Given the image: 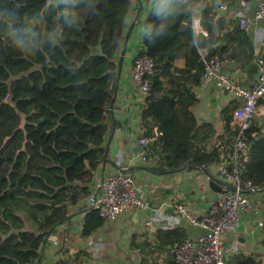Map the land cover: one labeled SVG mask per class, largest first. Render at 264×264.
Masks as SVG:
<instances>
[{"label": "trees", "instance_id": "1", "mask_svg": "<svg viewBox=\"0 0 264 264\" xmlns=\"http://www.w3.org/2000/svg\"><path fill=\"white\" fill-rule=\"evenodd\" d=\"M202 1H159L145 22L138 56L150 57L155 68L143 137L151 140L156 175L219 163L220 152L205 150L213 129L199 126L193 110L203 58L248 60L254 51L248 33L239 25L230 31L215 6L201 10L208 36L196 34ZM130 10L131 0H0V264H42L49 238L71 219L69 203L88 194L80 183L106 161L116 60ZM178 58L184 68L175 66ZM231 107L223 112L234 136ZM245 138L250 158L242 179L264 192V123L254 120ZM104 223L89 211L83 238ZM160 235L171 250L187 240L183 229Z\"/></svg>", "mask_w": 264, "mask_h": 264}, {"label": "crops", "instance_id": "2", "mask_svg": "<svg viewBox=\"0 0 264 264\" xmlns=\"http://www.w3.org/2000/svg\"><path fill=\"white\" fill-rule=\"evenodd\" d=\"M158 2L131 0L126 27L128 39L125 38L117 55L118 78L107 121L104 147L108 149V156L93 172L90 181L80 183L81 187L88 189V194L75 204L69 203L71 219L49 238L42 264H56L61 260H69L71 264H176L169 239L160 232H181L183 229L187 239L195 238L200 233L199 229L180 216L178 206L184 205L194 217L202 216L208 212L212 202L223 198L229 191L223 185L220 189H213L209 173L219 179V170L231 165L232 154L228 151L234 145L236 135L231 136V129L226 128L223 110L230 106L232 109L238 108L242 100L215 83L202 80L194 88L198 102L193 110L199 126L207 125L213 129L205 150L220 152L222 157L219 163L202 172L185 168L174 174L156 175L151 171L156 166V160L149 155L148 163H143L139 157V141L145 134L142 113L150 98L139 91L132 71L142 46L145 22ZM223 3L228 6L225 12L219 11ZM205 6H215L216 17H224L232 31L238 25V14L245 12L251 16L257 2L250 0L244 5L242 0H206L199 3L196 6L194 30L196 34L207 37L208 33L201 25V10ZM247 33L254 48L251 59H231L223 66V72L235 85L249 89L259 77L258 59L264 57V21L254 24ZM174 64L177 68H184L185 59L178 58ZM254 120L258 124L264 123L263 104L251 123ZM230 127L233 131L237 128L234 114ZM225 153H228L227 157H224ZM249 158L248 150L245 161L248 162ZM118 173L132 176L137 189L148 198L152 208L165 204L166 209L154 218L150 212L134 210L114 221L105 220L98 230L84 239L82 234L86 217L89 211L97 212L90 208V196L99 182ZM220 183L226 184L223 181ZM245 192L250 198L251 209L241 214L235 231L225 240L226 247L232 249L226 264H264V192L256 188Z\"/></svg>", "mask_w": 264, "mask_h": 264}, {"label": "built area", "instance_id": "3", "mask_svg": "<svg viewBox=\"0 0 264 264\" xmlns=\"http://www.w3.org/2000/svg\"><path fill=\"white\" fill-rule=\"evenodd\" d=\"M249 1L242 0L244 5ZM255 1L257 6L251 16L245 12L238 14V25L246 32L257 22L264 21V0ZM227 9L226 3L219 6V11L225 12ZM229 62L228 59L203 58L205 67L202 80L206 83H215L217 87L242 100V105L234 112L237 135L231 165L222 167L218 174L220 181L231 185L235 190L228 191L223 198L219 197L212 202L208 212L202 216L194 217L184 205L178 206L180 216L194 228L199 229L200 233L195 238L187 239L172 248L176 264H226L232 249L226 247L225 240L235 231L241 214L251 209V201L245 191L253 190V185L242 179L241 166L248 151L245 132L257 115L260 105H264V57L258 59L259 77L249 89L235 85L224 74L223 66ZM154 68L155 63L150 57L136 56L132 71L133 80L142 95L148 98L153 96L150 77L154 74ZM150 142L151 140L147 138L139 141V157L143 163L149 161L147 146ZM90 204V208L107 221H114L134 210L150 212L154 218L166 209L165 204L159 208H152L148 198L137 189L134 179L127 173L114 174L99 182L90 196Z\"/></svg>", "mask_w": 264, "mask_h": 264}, {"label": "water", "instance_id": "4", "mask_svg": "<svg viewBox=\"0 0 264 264\" xmlns=\"http://www.w3.org/2000/svg\"><path fill=\"white\" fill-rule=\"evenodd\" d=\"M52 2H49V5L51 4ZM126 39H128V37H126ZM208 172V171H207ZM209 173V172H208ZM209 175L211 176L210 178V186L213 188V189H217V188H219L220 189V187L223 185V186H226L227 188H228V190L229 191H234L235 190V188H233L232 186H229V185H227V184H223V183H220V180L219 179H217L215 176H213L212 174H210L209 173Z\"/></svg>", "mask_w": 264, "mask_h": 264}]
</instances>
